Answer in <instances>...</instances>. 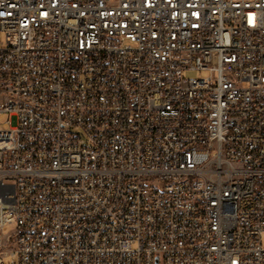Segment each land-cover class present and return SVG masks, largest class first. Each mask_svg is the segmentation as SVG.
<instances>
[{
    "label": "built area",
    "instance_id": "built-area-1",
    "mask_svg": "<svg viewBox=\"0 0 264 264\" xmlns=\"http://www.w3.org/2000/svg\"><path fill=\"white\" fill-rule=\"evenodd\" d=\"M0 117V264H264V0H0Z\"/></svg>",
    "mask_w": 264,
    "mask_h": 264
},
{
    "label": "rangeland",
    "instance_id": "rangeland-1",
    "mask_svg": "<svg viewBox=\"0 0 264 264\" xmlns=\"http://www.w3.org/2000/svg\"><path fill=\"white\" fill-rule=\"evenodd\" d=\"M187 75L188 76H194V77L196 76V74H194V73L193 74L192 73H188ZM5 120H6V117H0V129L3 128V124H4ZM13 230H14V226L11 225V226L7 227V230H6V232H4V234H9ZM261 245L264 247V232L261 234ZM9 262H10V259H5L4 260L5 264H8Z\"/></svg>",
    "mask_w": 264,
    "mask_h": 264
}]
</instances>
